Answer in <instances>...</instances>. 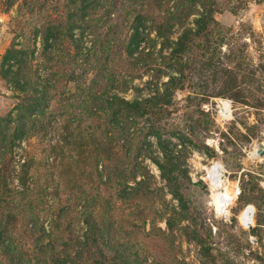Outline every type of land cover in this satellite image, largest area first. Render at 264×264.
Here are the masks:
<instances>
[{"label": "rangeland", "instance_id": "rangeland-1", "mask_svg": "<svg viewBox=\"0 0 264 264\" xmlns=\"http://www.w3.org/2000/svg\"><path fill=\"white\" fill-rule=\"evenodd\" d=\"M259 142L264 0H0V264H264Z\"/></svg>", "mask_w": 264, "mask_h": 264}, {"label": "bare ground", "instance_id": "bare-ground-1", "mask_svg": "<svg viewBox=\"0 0 264 264\" xmlns=\"http://www.w3.org/2000/svg\"><path fill=\"white\" fill-rule=\"evenodd\" d=\"M221 111H222V113L225 115V116H229V112H230V110H229V108H228V102L227 101H223V105H222V107H221ZM260 143V142H259ZM259 143H257L256 145H258ZM254 153H256V150L254 151ZM257 154V153H256ZM216 165H218V166H220V164L218 163V162H215L214 164H213V166H211V168H210V172H211V174H210V180H211V183L212 184H215V185H218V184H220L222 181H223V178H224V174H223V172H220V169H218L217 167H216ZM249 206V205H248ZM247 206V208L245 209V211L247 210V209H252V207H248ZM244 211V212H245ZM253 211V210H252ZM225 215L227 214L226 212L224 213ZM239 219H240V217H239ZM240 222H241V224L242 225H244V227H246V228H249V227H251V226H253L254 225V218H253V214H250V213H243V215H242V221H241V219H240ZM250 225V226H246V225Z\"/></svg>", "mask_w": 264, "mask_h": 264}, {"label": "built area", "instance_id": "built-area-1", "mask_svg": "<svg viewBox=\"0 0 264 264\" xmlns=\"http://www.w3.org/2000/svg\"><path fill=\"white\" fill-rule=\"evenodd\" d=\"M223 103H221V105H218L219 106V109H218V113L220 115V117L222 119H228L229 116H225L222 111H221V107H222ZM230 114V113H229ZM240 193V188L237 186L235 187L234 189V195H238ZM253 210V209H252ZM253 214H254V211H253ZM244 226V225H243Z\"/></svg>", "mask_w": 264, "mask_h": 264}, {"label": "water", "instance_id": "water-1", "mask_svg": "<svg viewBox=\"0 0 264 264\" xmlns=\"http://www.w3.org/2000/svg\"><path fill=\"white\" fill-rule=\"evenodd\" d=\"M257 146V149H256V153L258 155H264V144L263 143H259Z\"/></svg>", "mask_w": 264, "mask_h": 264}]
</instances>
